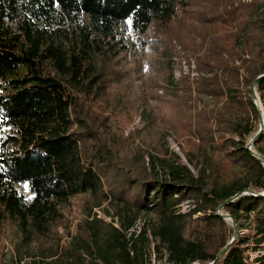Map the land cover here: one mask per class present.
Masks as SVG:
<instances>
[{
    "label": "trees",
    "instance_id": "trees-1",
    "mask_svg": "<svg viewBox=\"0 0 264 264\" xmlns=\"http://www.w3.org/2000/svg\"><path fill=\"white\" fill-rule=\"evenodd\" d=\"M175 18L200 75L155 83L161 95L129 92L131 72L111 62L124 48L118 34H158ZM260 75L264 0H0V228L16 235L9 264H154L150 238L165 252L157 264H264V253L247 255L248 235L218 256L234 228L217 213L242 193L221 212L239 225L253 214L255 244L264 243V164L246 148L264 119ZM207 98L213 107L196 106ZM120 105L124 116L142 115L148 151L115 122ZM166 133L195 172L166 157ZM251 150L264 160V131ZM75 199L83 216L70 231Z\"/></svg>",
    "mask_w": 264,
    "mask_h": 264
},
{
    "label": "rangeland",
    "instance_id": "rangeland-1",
    "mask_svg": "<svg viewBox=\"0 0 264 264\" xmlns=\"http://www.w3.org/2000/svg\"><path fill=\"white\" fill-rule=\"evenodd\" d=\"M204 22L197 25L201 32L207 31L204 26ZM66 25H62L63 28ZM54 28V27H53ZM52 28V29H53ZM178 28H182L176 18L166 26V29H162L161 32L156 34L153 29H150L146 34H137L129 30L127 27L122 28V32L118 34V40H122L124 46L123 50L119 55L114 57L113 63H117V60H120L119 67L122 71L131 72V81L127 82L124 86L129 89V92H134L136 95L143 93V90L152 89V91L158 95H161L163 90L160 87H154L156 84H164L166 80L173 81L176 83L182 76H188L190 79H195L200 75L198 70V63L196 61V55L194 49V44L191 45V49L185 47L182 42L176 39V31ZM193 37V35H192ZM194 42L200 43L201 39L198 35H194ZM188 50H187V49ZM203 48V47H202ZM113 63V64H114ZM115 65V64H114ZM142 67V68H140ZM149 84L152 85L150 87ZM120 89L118 94H120ZM254 101L257 102V107L262 110V102L258 94L255 93ZM158 100L149 99V107L155 108L157 111ZM200 107H213V101L210 98L204 99V101L196 104ZM123 105L117 107L116 112L113 114L115 122L118 123L120 130L123 131L124 136L130 137L133 141V145L139 147L140 149L149 150L150 148L145 142L144 139V123L142 115L137 113L133 116L122 115L123 114ZM166 108L161 109L163 112ZM263 122V131H264V119ZM116 126V125H114ZM117 127V126H116ZM181 140L176 139V135L173 133H166L161 139V143L166 149V157H171L174 161L178 156L179 159L186 164L193 172L195 169L186 159L180 145ZM196 142H199L195 138ZM202 152L206 157H210L211 152L208 146L202 147ZM145 161H148V156H145ZM20 190L25 193L28 197V191L26 185H19ZM79 200H73L70 206V210L66 211V214L70 220V231H73L74 225L78 218L82 217V211L78 207ZM192 205V201H185L180 205V211H187ZM93 211L97 213L100 217L104 218L106 221L111 219L106 216L100 209L94 208ZM222 213V212H221ZM227 214V213H222ZM200 215V212L194 215L197 217ZM254 215H251V218L248 220L241 219L239 225L233 223L230 217H227L226 220L230 223L231 227L234 228V233L240 236H249L250 240L253 242L251 247L247 250V255L251 260H255L256 257L264 253V243L259 245L255 244L256 231H255V222L253 220ZM147 219L146 215H141V217L136 221L135 225L141 226L143 221ZM134 225V226H135ZM59 232L62 233V228H58ZM16 242V235L13 230L8 226L0 228V253L2 257V264L11 263L12 257H15L14 254V244ZM158 242L150 238L149 247L151 250V259L152 263L157 264L159 261L164 260L161 258L162 255L165 257V252L158 254L154 252V245ZM25 262V260L23 261ZM258 264V263H255Z\"/></svg>",
    "mask_w": 264,
    "mask_h": 264
},
{
    "label": "water",
    "instance_id": "water-1",
    "mask_svg": "<svg viewBox=\"0 0 264 264\" xmlns=\"http://www.w3.org/2000/svg\"><path fill=\"white\" fill-rule=\"evenodd\" d=\"M260 76H264V75H260ZM257 82V79L253 82V85L255 84ZM252 97H253V102H254V104L257 106V102L256 101H254V99L256 98L255 97V91H254V86H252ZM260 121H261V123H260V128H259V131L257 132V134H256V136L255 137H253V138H251L250 140H249V142H248V144H247V146H246V148L250 151V153H251V155H253L254 157H256L257 159H259L263 164H264V160L260 157V156H258L257 154H255L252 150H251V145H252V143L255 141V139H256V137H258L262 132H263V122H262V117H261V119H260ZM246 192L247 193H252L249 189H247L246 190ZM240 194H242V193H238V194H236V195H234L231 199H229V200H227L224 204H226V203H228V202H230V201H232V200H234L236 197H238ZM261 196H264V192L263 193H261ZM223 204V205H224ZM223 205H221L219 208H218V210H217V213L221 216V217H223L224 219H226L227 217H230V219L232 220V222L235 224L236 222H235V220H234V218L231 216V215H229V214H222L221 213V209L223 208ZM237 234H236V230H235V233H234V236L232 237V239H231V241L221 250V252L218 254V256H220L223 252H224V250L226 249V247L235 239V236H236ZM193 264H197V263H193Z\"/></svg>",
    "mask_w": 264,
    "mask_h": 264
},
{
    "label": "built area",
    "instance_id": "built-area-1",
    "mask_svg": "<svg viewBox=\"0 0 264 264\" xmlns=\"http://www.w3.org/2000/svg\"><path fill=\"white\" fill-rule=\"evenodd\" d=\"M116 225V224H115ZM117 226V225H116ZM139 229H140V226H137V225H135V226H133L132 228H130L129 229V231L127 232V235L128 236H130V234L132 233V232H139Z\"/></svg>",
    "mask_w": 264,
    "mask_h": 264
}]
</instances>
